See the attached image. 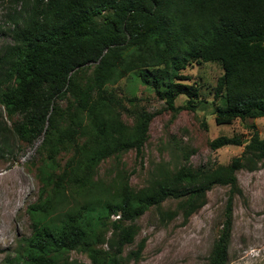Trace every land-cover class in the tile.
Instances as JSON below:
<instances>
[{"label": "trees", "instance_id": "trees-1", "mask_svg": "<svg viewBox=\"0 0 264 264\" xmlns=\"http://www.w3.org/2000/svg\"><path fill=\"white\" fill-rule=\"evenodd\" d=\"M0 33V159L20 144L39 143L37 200L27 206L30 235L3 264H134L144 241L124 255L136 221L157 209L162 220L183 222L206 203L214 187L227 201L207 264H228L232 200L241 196L236 174L264 163V138L254 124L248 138L218 137L211 150L242 148L227 165L193 167L180 149L174 165L161 163L143 187L130 186L121 157L143 152L153 117L134 99L110 90L136 75L167 110L195 111L197 84L188 67L218 64L214 122L264 119V0H4ZM223 100V105H220ZM127 116L130 122H125ZM112 161L108 172L102 163ZM167 201L174 210L161 211Z\"/></svg>", "mask_w": 264, "mask_h": 264}, {"label": "rangeland", "instance_id": "rangeland-1", "mask_svg": "<svg viewBox=\"0 0 264 264\" xmlns=\"http://www.w3.org/2000/svg\"><path fill=\"white\" fill-rule=\"evenodd\" d=\"M6 7L5 1L0 0V26L4 23ZM9 41L8 32L2 31L0 48ZM221 73L218 64L193 65L182 72L188 79L185 84L198 85L201 105L195 111L181 108L186 101L183 96L175 101V107L179 108L177 113L167 110L152 89L140 83L136 75L109 88L124 99H134L133 104H127L129 109L143 108L153 115L142 154L137 156L134 151H129L121 157L122 167L130 174L132 188L143 187L161 163L174 165L173 157L180 149L193 151L189 158L193 167L209 163L227 165L241 154L242 148L227 146L211 150L210 142L222 136L246 139L250 135L247 129L250 124H254L260 137L264 138V119L237 120L230 126L215 125L213 93ZM219 104L223 105V100ZM123 120L130 122L127 116H123ZM38 145L20 144L13 156L0 159V264L31 232L26 209L35 203L40 188L34 168L39 160ZM112 165V161L102 163L100 175L108 172ZM236 177L242 194L232 200L228 264H264V163L254 172L238 171ZM227 194L226 188L214 187L207 193L205 205L186 222L180 216L162 220L157 209L148 210L136 221L138 233L133 244L124 249V255L136 250L144 241L135 264H207L223 218ZM160 209L172 211L175 202L167 201ZM70 259L88 264L87 258L76 252L70 254Z\"/></svg>", "mask_w": 264, "mask_h": 264}]
</instances>
